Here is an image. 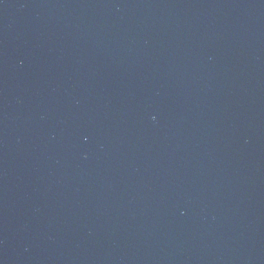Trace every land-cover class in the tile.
<instances>
[{"label":"water","instance_id":"water-1","mask_svg":"<svg viewBox=\"0 0 264 264\" xmlns=\"http://www.w3.org/2000/svg\"><path fill=\"white\" fill-rule=\"evenodd\" d=\"M0 264H264V0H0Z\"/></svg>","mask_w":264,"mask_h":264}]
</instances>
